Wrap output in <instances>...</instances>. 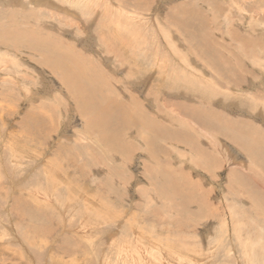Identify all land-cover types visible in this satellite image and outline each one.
<instances>
[{"label":"rangeland","instance_id":"374dc122","mask_svg":"<svg viewBox=\"0 0 264 264\" xmlns=\"http://www.w3.org/2000/svg\"><path fill=\"white\" fill-rule=\"evenodd\" d=\"M0 40V264H264V0H0Z\"/></svg>","mask_w":264,"mask_h":264},{"label":"bare ground","instance_id":"6f19581e","mask_svg":"<svg viewBox=\"0 0 264 264\" xmlns=\"http://www.w3.org/2000/svg\"><path fill=\"white\" fill-rule=\"evenodd\" d=\"M81 1H83V0H81ZM85 1V0H84ZM144 32V31H143ZM1 41V40H0ZM49 45H43V43H40L39 45V50H41L42 49V51L44 52V54L46 55V65H48L50 68H51V70H53L54 72H58L59 74H61L62 75V79H63V81L65 82V86H66V88L69 90H71L75 95H76V97H77V100L79 101V104H81V100H88V104H81V106H79L80 108H79V110H81V111H85V109H86V107H87V110H89V111H92V105H94L96 102H97V100H96V98L98 97L97 95H94V94H91L90 92H89V89H88V86H91L92 88H94L95 87V85H94V82H93V79L92 78H94L93 76H87L86 74H85V72H82L80 69L78 70V67H75V66H73L72 65V63H70V58L71 57H65V55H63L62 53H60V52H58L57 50L58 49H61L58 45H54V43H50V42H47ZM51 44L52 45H54V46H51ZM110 47V46H109ZM55 49V50H54ZM61 51V50H60ZM214 52V51H213ZM215 53V52H214ZM48 54H50V55H48ZM213 54V53H212ZM67 56V55H66ZM220 58V57H219ZM72 59V58H71ZM222 59V58H221ZM220 60V59H219ZM74 61V60H73ZM80 62V61H79ZM74 63V62H73ZM78 64V63H77ZM77 66V65H76ZM89 70V69H88ZM221 70V69H220ZM222 71V70H221ZM88 72V71H87ZM93 73V72H92ZM94 80H95V78H94ZM96 82V81H95ZM230 83V82H229ZM73 84H75V85H73ZM233 85V84H232ZM70 86H71V88H70ZM95 89V88H94ZM104 91H102V93H103ZM110 95V94H109ZM103 96V95H102ZM106 97V96H105ZM104 97V98H105ZM99 98V97H98ZM107 100L108 101H110V98H107ZM120 101V100H119ZM106 102V101H105ZM104 102V103H105ZM134 102V101H133ZM98 103H100V102H98ZM121 103V104H120ZM139 103V102H138ZM164 103H165V101H164ZM186 103V102H185ZM102 104V103H101ZM181 104V103H180ZM96 105H97V103H96ZM133 105V104H132ZM129 102H117V101H111V102H109L108 103V105H103V108L101 107V109H100V111H101V113L98 115V116H96V115H93V112L92 113H90L92 116H93V119H95L96 117H98V120H100L99 121V126L100 127H98V128H100L99 129V132H103V131H105L106 132V130L107 131H109L110 129L111 130H113V129H116L117 130V132L116 133H118V134H120V135H123L125 132L127 133L129 130H134V131H136V132H140V131H142V129H147L149 132L151 131L152 132V130H150V128L151 127H156L155 128V134L154 135H160V137L161 136H163V135H161L162 133H164V132H160V125H150V124H148V122H140L139 121V119L137 118V116H136V111H135V108L132 106ZM164 105V104H163ZM184 106V105H183ZM183 106L181 107V106H179V107H181V108H183ZM186 106V105H185ZM144 107V106H143ZM178 107V112L177 113H180L179 111H180V109L181 108H179ZM33 108V107H32ZM187 108V107H186ZM194 108L196 109V107L194 106ZM199 109H201L200 107H198ZM203 108V107H202ZM210 108V107H209ZM213 108V107H212ZM211 108V109H212ZM215 108V107H214ZM198 109V110H199ZM206 109V108H205ZM216 109V108H215ZM86 110V111H87ZM96 109H94V111H95ZM182 110H184L185 111V109H182ZM187 110H189L188 108H187ZM204 110V109H203ZM146 110H144V112H145ZM184 111H183V113H184ZM205 111V110H204ZM218 111V110H217ZM98 112V111H97ZM105 112V113H104ZM182 112V111H181ZM212 112V111H211ZM215 112V111H214ZM219 112V114L220 113H223V112H220V111H218ZM30 113V112H29ZM102 113H104L105 115L102 117V116H100ZM186 113V112H185ZM192 113L193 112H191V115H192ZM199 113V112H198ZM198 113H196V114H198ZM225 113V112H224ZM187 114V113H186ZM185 114V115H186ZM213 115H214V113H212ZM216 114V113H215ZM147 115V114H146ZM38 116V115H37ZM96 116V117H95ZM179 116H180V114H179ZM190 116V115H189ZM195 115H192V118H190L189 117V119H192V120H194L193 119V117H194ZM197 116H199V115H197ZM196 116V117H197ZM210 116V115H209ZM223 116V115H222ZM30 117V116H29ZM200 118H201V116H199ZM211 117V116H210ZM215 117V116H214ZM214 117H213V119H214ZM219 117V116H218ZM28 118V117H27ZM32 118V117H31ZM37 118V117H36ZM92 118V117H91ZM102 118V119H101ZM195 118V117H194ZM233 118V117H232ZM29 119V118H28ZM120 119V120H119ZM147 119V118H146ZM145 119V120H146ZM148 119H149V117H148ZM187 119V118H186ZM206 119H207V117H206ZM222 119H224V118H222ZM231 119V118H230ZM244 119V118H243ZM31 120H33V119H31ZM97 120V121H98ZM150 120V119H149ZM196 120V119H195ZM211 120V119H210ZM218 120V119H217ZM234 120V119H233ZM38 121V120H37ZM89 121L90 120H88L87 122L89 123ZM147 121V120H146ZM151 121V120H150ZM199 121H200V119L198 118V120H197V122H196V124L199 126V124H201V127L203 128V129H207V128H210V126H209V124H211V122L210 123H207V122H204L205 121V118L204 119H202V121L203 122H200L199 123ZM207 121V120H206ZM224 121V120H223ZM230 121V120H229ZM237 121H238V119H237ZM236 121V122H237ZM240 121V120H239ZM209 122V121H208ZM233 122H235V121H233ZM243 122V121H242ZM212 123H214V122H212ZM217 123H219L220 124V121L219 122H216V124ZM238 123V122H237ZM236 123V124H237ZM35 124V123H34ZM154 124V123H153ZM190 124H191V122H190ZM219 124H218V126H219ZM222 124V123H221ZM230 124V123H229ZM228 124V125H229ZM234 123H232V125H233ZM192 125V124H191ZM243 125V124H242ZM249 125V124H248ZM98 126V125H97ZM96 126V127H97ZM221 126V125H220ZM235 126V125H234ZM237 126V125H236ZM241 126V125H240ZM244 126H245V124H244ZM244 126H242V127H244ZM38 127V126H37ZM180 127H181V125H180ZM230 127H231V125H230ZM230 127H229V129H230ZM233 127V126H232ZM26 128H27V126H26ZM92 128V127H91ZM191 128H192V126H191ZM220 128V127H219ZM228 128V127H227ZM31 129V128H30ZM41 129V128H40ZM109 129V130H108ZM152 129V128H151ZM193 129V128H192ZM196 128H194V130H195ZM229 129H228V131H229ZM232 130H234L233 128H231ZM89 130V129H88ZM92 130V129H91ZM110 130V131H111ZM166 130V129H165ZM170 130V129H169ZM197 130V129H196ZM240 130V129H239ZM244 130V129H243ZM248 130V129H247ZM246 130V131H247ZM38 131V130H37ZM109 131V133H111ZM208 131V130H207ZM227 131V132H228ZM245 131V130H244ZM244 131H242V132H244ZM245 131V132H246ZM249 131H250V129H249ZM255 131V130H254ZM257 131V130H256ZM130 132V131H129ZM128 132V133H129ZM132 132V131H131ZM179 132H180V129H179ZM237 132V131H236ZM240 132V131H239ZM253 132V131H252ZM259 132V131H258ZM169 133V132H168ZM174 133V132H173ZM181 133V132H180ZM230 133V132H229ZM228 133V134H229ZM249 133V132H248ZM256 133V132H255ZM138 134V133H137ZM140 134H142L141 132H140ZM153 134V133H152ZM237 134H239L238 132H237ZM251 134V133H250ZM35 135V134H34ZM128 135V134H127ZM153 135V137H155ZM178 135H179V133H178ZM243 135V134H242ZM242 135H240L241 137H238V138H244V137H242ZM172 136V135H171ZM181 136V135H180ZM180 136H179V138H180ZM232 136H234V135H232ZM236 136V135H235ZM244 136V135H243ZM252 136H254L253 134H252ZM259 136V135H258ZM261 136V135H260ZM260 136H259V138H260ZM30 137V136H29ZM166 137V136H165ZM228 137H230V135L228 136ZM249 137H251V136H249ZM255 137V136H254ZM34 138V137H33ZM41 138V137H40ZM157 138V137H156ZM155 138V139H156ZM163 138V137H162ZM184 138L185 137H183V138H181V139H177L176 138V140L177 141H172L173 143H177V145L178 146H180V144H184L185 143V141H184ZM233 137H231L230 139L231 140H233L232 139ZM247 138V136H245V138L244 139H246ZM252 138V137H251ZM235 139V138H234ZM250 139V138H249ZM253 139V138H252ZM186 140V139H185ZM230 140V141H231ZM242 140V139H241ZM251 140V139H250ZM254 140V139H253ZM252 140V141H253ZM255 140H258V139H255ZM157 141V140H156ZM159 141V140H158ZM236 141V140H235ZM240 141V140H239ZM260 141V140H259ZM148 142H150V141H148L147 140V144H148V146L149 147H152L151 146V143H148ZM232 142V141H231ZM241 142V141H240ZM236 143H237V141H236ZM253 143H254V141H253ZM260 142H258V144H259ZM244 144V142L242 143V145ZM248 144V143H247ZM247 144H246V146H247ZM251 144V143H250ZM249 144V146H247V148H246V150L248 151L249 149L251 150L253 147L251 146ZM255 144H256V142H255ZM263 147H264V145L263 144H261ZM255 148H257V145H255ZM264 149V148H263ZM262 150V149H261ZM242 151V150H241ZM246 151V152H247ZM263 151V150H262ZM244 152V151H243ZM248 152H250V151H248ZM58 171V170H57ZM167 171H168V169H167ZM59 173V172H58ZM168 181H170V180H168ZM168 183V182H167ZM258 209V208H257ZM263 210V209H262ZM264 211V210H263ZM255 212V211H254ZM261 212V211H260ZM259 212V213H260ZM258 213V212H257ZM263 214V213H262Z\"/></svg>","mask_w":264,"mask_h":264}]
</instances>
